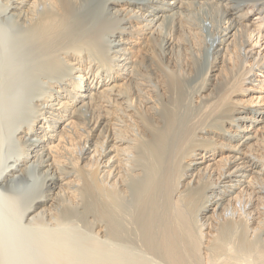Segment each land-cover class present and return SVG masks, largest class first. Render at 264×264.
<instances>
[{
  "label": "bare ground",
  "instance_id": "bare-ground-1",
  "mask_svg": "<svg viewBox=\"0 0 264 264\" xmlns=\"http://www.w3.org/2000/svg\"><path fill=\"white\" fill-rule=\"evenodd\" d=\"M0 28L25 226L85 264H264V0H0Z\"/></svg>",
  "mask_w": 264,
  "mask_h": 264
},
{
  "label": "rangeland",
  "instance_id": "rangeland-1",
  "mask_svg": "<svg viewBox=\"0 0 264 264\" xmlns=\"http://www.w3.org/2000/svg\"><path fill=\"white\" fill-rule=\"evenodd\" d=\"M3 32L4 31L0 28V131L2 132H0V140L1 143L3 142L0 148V167H2L4 163L12 160H6L7 157H14L11 152L15 148L14 144L16 141L14 140V135H11L13 131L12 128H14V123H12V121L14 122L15 120L16 122L17 114L20 115L24 113L22 112L24 107L23 88L17 85L19 83L16 78L17 81L14 78L11 79L13 76V61L11 62L9 57V43L6 41L7 36H5ZM10 70H12V72H10ZM5 80H7V82H5ZM9 80L10 82H8ZM11 82L12 85L8 84ZM13 85L17 87L15 92H13ZM10 87H13V89ZM18 88L19 91H17ZM19 93L23 95L20 97ZM19 101L22 102L20 103ZM18 104H21V108ZM20 116L18 119H21ZM7 122L11 123L10 126L12 128L9 126L10 123L8 124ZM9 134L14 138L10 137ZM10 153L12 155H10ZM38 183L39 180H35L34 184L38 185ZM0 190V264H59L55 260V256L61 253L62 250H65L63 252L68 255V262H74L73 264H85L84 261L86 259H83L86 258L87 253L90 254L92 252L91 245L88 244V241L90 243V238L86 232L83 231L84 234L82 236V231L77 229L74 230L73 228L75 227L72 228L73 231H71V229H69V231L65 229L66 232H64L63 229L62 232L53 231L52 229L50 231L47 229H35L32 226H25V222L23 223L22 220H19L15 210L17 204L21 201L22 193L9 192L2 188H0ZM83 237H85L86 241H84L85 239ZM88 248L89 250H87ZM75 251H77V253H74Z\"/></svg>",
  "mask_w": 264,
  "mask_h": 264
}]
</instances>
